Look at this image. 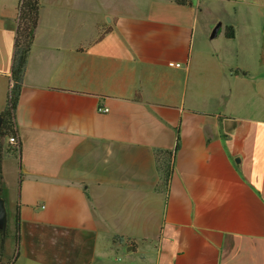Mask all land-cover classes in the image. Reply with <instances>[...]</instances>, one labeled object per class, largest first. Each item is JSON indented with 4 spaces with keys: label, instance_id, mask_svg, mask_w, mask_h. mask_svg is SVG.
<instances>
[{
    "label": "crops",
    "instance_id": "obj_1",
    "mask_svg": "<svg viewBox=\"0 0 264 264\" xmlns=\"http://www.w3.org/2000/svg\"><path fill=\"white\" fill-rule=\"evenodd\" d=\"M18 1L0 0V112ZM39 1L4 260L264 264V10L246 7L264 0ZM222 2L242 32L220 42L236 64L219 46L193 53ZM156 150H174L166 185Z\"/></svg>",
    "mask_w": 264,
    "mask_h": 264
},
{
    "label": "trees",
    "instance_id": "obj_2",
    "mask_svg": "<svg viewBox=\"0 0 264 264\" xmlns=\"http://www.w3.org/2000/svg\"><path fill=\"white\" fill-rule=\"evenodd\" d=\"M178 4H187L189 0H173ZM39 0H19L17 11V27L14 40V51L11 65V82L6 96L5 108L0 112L2 121L0 122V136H6L11 142L8 147V154L17 157L20 152V140L18 137L15 110L17 106L18 97L20 95L26 65L28 61L29 52L34 41L35 29L39 19ZM225 37L232 39L235 36V31L232 25H227L225 29ZM247 71L236 69L235 74L245 75ZM12 138L13 140H10ZM174 150H156L155 158L157 170L160 173V178L163 185L169 181L172 172V159ZM0 179H1V165H0ZM16 245H18L19 238V223L16 220ZM126 237L124 235L116 234L114 239L123 241ZM128 238V237H127ZM6 244V235L0 231V264H10L3 261V252Z\"/></svg>",
    "mask_w": 264,
    "mask_h": 264
},
{
    "label": "rangeland",
    "instance_id": "obj_3",
    "mask_svg": "<svg viewBox=\"0 0 264 264\" xmlns=\"http://www.w3.org/2000/svg\"><path fill=\"white\" fill-rule=\"evenodd\" d=\"M223 5H225V7L227 9L222 10L221 11V17L224 21H222V27L219 28L220 29V34L217 35L214 38H209L212 29L215 27V25L218 22H221L220 19H217V21H212V25H209L208 28H204V39L202 40V37L200 36V33L197 32L195 39H194V44H193V53L195 52V50L199 51V47L203 45H205V49L209 48V45L211 44L212 46H219L221 47V55L224 58V62L228 63V61H231L232 63L235 62L234 64L238 63V61L233 60V54L234 51L233 49L230 51V48L226 47V46H222L220 42H224L225 41V29H226V20H235L233 17L234 15L233 10H230L231 4H228L226 2H222ZM246 7H251V8H255V9H263L264 10V6H258V4L256 5H249ZM258 7V8H257ZM229 17L231 19H229ZM236 21V20H235ZM242 21V19L238 20V23ZM263 25H264V21H263ZM234 28V27H233ZM236 30V37H238V39H240L241 37V29L240 27H236V29L234 28V31ZM253 37L256 38L257 35L253 34ZM237 39V38H235ZM234 42H232V40H226V42L230 43V44H234V47H237L235 40H233ZM203 43V44H200ZM205 43V44H204ZM263 51H264V47H263ZM241 57V56H240ZM241 59V58H239ZM249 64H251L254 68H257V66L259 64H261L260 62L257 61V59H248ZM204 67L206 65H203ZM264 68V67H263ZM207 85L210 84V79L207 77ZM263 99H260L259 96H255V101L259 104H264V97H262ZM2 121V119L0 120V122ZM11 142L8 140V138L6 136H0V165H1V179H0V196L4 199L5 201V205H6V209H7V227H6V241L7 238H12V236L16 237V223L14 225V222L12 220V216H13V212H12V206H11V202L13 200H16V196H17V185L14 182V180H12L13 175H14V167H16V161L14 159V156L11 157V155L8 154V147L11 146L10 144ZM16 240V239H14ZM11 246V244H9ZM15 246H11V248H7L5 245V249L3 252V261L4 257H6L7 254H12L14 252ZM5 255V256H4Z\"/></svg>",
    "mask_w": 264,
    "mask_h": 264
},
{
    "label": "water",
    "instance_id": "obj_4",
    "mask_svg": "<svg viewBox=\"0 0 264 264\" xmlns=\"http://www.w3.org/2000/svg\"><path fill=\"white\" fill-rule=\"evenodd\" d=\"M220 27H221V22H218L211 31L210 34L211 38L216 37ZM6 227H7V209L4 199L0 196V231L2 232L3 235L6 234Z\"/></svg>",
    "mask_w": 264,
    "mask_h": 264
},
{
    "label": "built area",
    "instance_id": "obj_5",
    "mask_svg": "<svg viewBox=\"0 0 264 264\" xmlns=\"http://www.w3.org/2000/svg\"><path fill=\"white\" fill-rule=\"evenodd\" d=\"M170 64L173 65L172 62H171ZM174 65L179 66L180 63H176V64H174ZM98 110H99V111H102V112H107V111H108V108H107V107H98ZM10 140H13V139L10 138Z\"/></svg>",
    "mask_w": 264,
    "mask_h": 264
}]
</instances>
